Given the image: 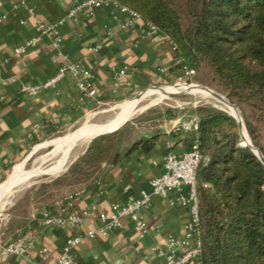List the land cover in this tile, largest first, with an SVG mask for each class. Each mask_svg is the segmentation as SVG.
Here are the masks:
<instances>
[{"label": "crops", "instance_id": "1", "mask_svg": "<svg viewBox=\"0 0 264 264\" xmlns=\"http://www.w3.org/2000/svg\"><path fill=\"white\" fill-rule=\"evenodd\" d=\"M83 1L0 0V76L17 78L7 85L0 83V183L31 149L78 127L91 114L99 113L100 105L131 94L138 85L168 82L183 75V62L174 43L168 36L153 33L145 18L134 26H124L130 13L116 4L69 15ZM41 24L57 25L60 46L42 33ZM31 39L37 43L17 56L15 49ZM67 63H80L90 71L89 80L97 96L82 95L77 85L82 75L72 74L40 95L20 92L23 81L41 82ZM124 67H128L124 84L116 86ZM180 123L181 117H169L153 131H140V125L135 124L136 129L118 133L115 153L102 162L96 177L37 209L13 231L10 241L21 230L34 234L35 244L27 255H0V264H58L59 250L66 239L87 230L98 231L104 224L99 214L109 216L112 202H124L130 194L151 191L150 181L163 172L168 150L179 154L190 150L188 134L178 130ZM140 140H153L152 148L139 146L132 150ZM70 196H74L76 209L91 210L84 224L43 226L39 221L42 211L58 209ZM175 197L174 192L168 198L154 196L141 209L146 230L123 218L121 228L111 229L106 235L84 237L76 247L77 258L81 264H164L171 252L168 239L185 238L191 219L188 206L170 202ZM45 247L48 252L42 253Z\"/></svg>", "mask_w": 264, "mask_h": 264}, {"label": "trees", "instance_id": "2", "mask_svg": "<svg viewBox=\"0 0 264 264\" xmlns=\"http://www.w3.org/2000/svg\"><path fill=\"white\" fill-rule=\"evenodd\" d=\"M116 1L168 36L192 76L238 101L252 143L264 153V0ZM197 111L199 147L207 157L197 171L201 264H264V163L240 145L232 115ZM151 141L132 150L150 149Z\"/></svg>", "mask_w": 264, "mask_h": 264}, {"label": "rangeland", "instance_id": "3", "mask_svg": "<svg viewBox=\"0 0 264 264\" xmlns=\"http://www.w3.org/2000/svg\"><path fill=\"white\" fill-rule=\"evenodd\" d=\"M202 86H207L221 93L232 102L228 91L200 82L197 76H187L183 73L181 77L168 82L138 85L131 94L100 105V112L91 114L78 127L51 137L36 148L31 149L20 162L15 164L17 166L14 165L15 167L10 169L6 179L0 183V188H3L21 169L25 174H28L33 170H47L52 167L61 156L60 153L54 154L56 144L53 141L57 138L81 131L85 124L90 126L106 124L113 120L124 106L146 94V97L139 103L140 105L138 104L134 114L126 123L116 131L104 135L101 133L100 136L91 139L81 148H78L75 156L62 170H51L30 178H21L10 191L0 195V255L3 256V249L10 242L13 231L20 228V224L26 221L33 212L62 199L100 173L102 162L111 159L115 153L118 133L134 128L135 124L140 125V131H153L158 129L165 119L172 116L181 117V122L189 120L199 116L197 110L200 107H211L233 115L215 93L196 92L197 89L208 90ZM167 87H177V89L167 96L156 91ZM232 103L238 107L239 110L235 108L240 119L242 116L244 120L238 101L235 100ZM244 124L246 139L250 141L251 137ZM243 134L242 131V136ZM241 143L242 139L240 145ZM262 144L264 146V138Z\"/></svg>", "mask_w": 264, "mask_h": 264}, {"label": "built area", "instance_id": "4", "mask_svg": "<svg viewBox=\"0 0 264 264\" xmlns=\"http://www.w3.org/2000/svg\"><path fill=\"white\" fill-rule=\"evenodd\" d=\"M116 4L123 10L130 13V20L124 22V26H134L143 16L127 7L120 5L116 0H84L79 3L74 9L69 12L73 15L76 11L82 9H93L102 5ZM144 18V17H143ZM147 20V19H146ZM1 21V19H0ZM148 21V20H147ZM153 33L161 35L159 28L148 21ZM42 33L51 37L55 45H61V39L56 36L57 25L41 24ZM163 35V34H162ZM165 36V35H164ZM36 39L27 41L15 49V54L21 56L27 51L29 46L35 45ZM176 49V46L174 44ZM98 47L93 48L96 50ZM183 62V60L180 58ZM128 71V67L120 69V74L117 76L116 86L124 84L123 75ZM183 73L187 76H192L194 70L183 66ZM82 75L78 80L77 85L82 95L97 96L98 91L93 87L89 80L90 71L80 63H67L59 67L55 75L37 83L25 82L20 84L19 90L26 95H40L43 92L56 88L59 81L66 75ZM15 76L1 77L0 83L7 85L16 82ZM199 117H193L189 120L182 121L178 130L187 134H192L191 149L185 153L179 154L173 150H168L164 156L163 172L160 175L153 177L150 181L151 191H142L140 195L130 194L124 202L114 201L111 203V214L108 216L104 213L99 214L104 222L103 226L98 230H87L82 234L70 236L66 239L59 250L57 262L58 264H81L75 254L76 247L84 239V237H96L99 234L106 235L111 229L121 228L123 226L122 219L128 218L146 230V222L141 218L140 211L145 206L151 203L154 196L168 198L169 194L174 192L176 197L170 199V202L175 204L186 205L190 209L191 219L187 227L185 238H177L171 236L168 239V247L171 252L167 256L164 264H201L202 241L199 235L200 223V206L197 194V171L202 161H206L207 157H203L199 147ZM73 197L67 198V201L58 209H44L40 216V223L45 227L52 226H81L91 216L92 212L89 209H73ZM35 244V236L30 230H21L16 238L10 241L3 249L4 256L24 257L29 249ZM48 248H43L42 253H47Z\"/></svg>", "mask_w": 264, "mask_h": 264}, {"label": "bare ground", "instance_id": "5", "mask_svg": "<svg viewBox=\"0 0 264 264\" xmlns=\"http://www.w3.org/2000/svg\"><path fill=\"white\" fill-rule=\"evenodd\" d=\"M197 88V87H196ZM177 87H170L164 88L161 90H156L158 93L163 94V96H167L170 92L176 91ZM155 92V90H154ZM196 92L205 93V94H212L214 92L210 90H201L197 89ZM146 97L145 95H141L140 98L136 99V101H132L124 106L121 112L111 121L106 124H93L90 126L89 124H85L81 131H78L72 135H68L53 141L56 144V148L54 154L60 153V158L56 161V163L48 168L47 170H33L28 174H25L23 169H21L18 173H16L6 184L3 188H0V195L5 194L6 192L10 191L15 185L18 184L19 179L21 178H30L36 175H40L41 173L51 171V170H62L75 156L78 148H81L83 145L88 143L93 137L100 135L101 133H105L108 131L115 130L119 125L123 124L124 122L128 121L131 116L134 114L138 104ZM219 97V96H218ZM227 106L228 110L236 116L239 120L240 116L235 108V106L229 102L227 98L219 97ZM140 105V104H139ZM243 131V138L249 142L247 138V134L245 129L242 126ZM245 136V137H244ZM80 150V149H79ZM261 156V155H260ZM264 158V157H262ZM25 176V177H24Z\"/></svg>", "mask_w": 264, "mask_h": 264}, {"label": "water", "instance_id": "6", "mask_svg": "<svg viewBox=\"0 0 264 264\" xmlns=\"http://www.w3.org/2000/svg\"><path fill=\"white\" fill-rule=\"evenodd\" d=\"M186 83V82H185ZM190 85V84H189ZM194 85H198V84H194ZM198 86H201V85H198ZM202 87H204V88H206V89H208V90H210V91H212V92H214L215 93V95H217V96H219V97H222V98H227L226 96H224V95H222L221 93H219V92H217V91H215V90H213V89H211V88H209V87H207V86H202ZM228 99V98H227ZM229 100V99H228ZM229 102H231L230 100H229ZM232 103V102H231ZM233 104V103H232ZM237 109H238V107L235 105V104H233ZM239 110V109H238ZM231 115V114H230ZM235 119H236V121L238 122V125H239V129H240V133H241V139H242V143H241V145H243V146H249L252 150H253V152L256 154V156L264 163V158H262V157H264V154L260 151V149H258L257 147H255L254 145H253V143H252V141H251V139H250V141L249 142H247L244 138H243V136H242V126H243V124H244V120H243V118H242V116H241V120H239L236 116H234V115H232ZM124 123H126V122H124ZM123 123V124H124ZM123 124H121V125H119L115 130H112V131H109V132H106V133H103V134H101V135H104V134H108V133H110V132H113V131H116L117 129H119ZM245 125V124H244ZM246 127V126H245ZM98 136H100V135H98ZM98 136H95V137H93V138H96V137H98ZM261 155V156H260Z\"/></svg>", "mask_w": 264, "mask_h": 264}]
</instances>
